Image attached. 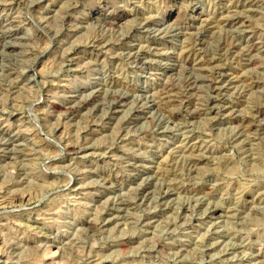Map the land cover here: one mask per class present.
I'll return each mask as SVG.
<instances>
[{
	"label": "rangeland",
	"instance_id": "rangeland-1",
	"mask_svg": "<svg viewBox=\"0 0 264 264\" xmlns=\"http://www.w3.org/2000/svg\"><path fill=\"white\" fill-rule=\"evenodd\" d=\"M21 2L0 0V229L6 228L9 219L15 222L16 228L25 225L31 229L42 227L41 221L37 219L38 213L25 210L5 216L2 214L3 209L9 199L14 205L28 203L37 192L43 194L66 184L62 170L72 163V157L78 150L75 162L79 172L70 186L64 188V194L81 205L93 208L95 226L102 225L101 231L106 237L110 236L103 246L99 239L94 240L91 249H83L81 255L99 256L97 264H160L158 254L165 255L169 250L175 251L178 256L184 255L185 250L182 248L166 247L165 238L173 232L180 235L182 229H190L192 225L199 226L200 221L213 215V212L200 202L208 193L207 186L200 185L199 188L204 191L198 189L195 196L191 192L179 190L176 186L180 177L175 170H187L192 166L207 171L213 153L205 150L200 133L180 136L171 129L164 131L159 128L152 132V109L170 104L172 118L177 125L183 122L184 110L172 98L177 89H171L173 94L171 92L168 95L170 99L166 96L170 90L165 85L170 84L172 75H167L168 80L165 78L161 83L158 79L152 80V74L162 71L167 62L176 59L179 52L188 67L196 64L202 69L204 78L198 83L211 84L213 89L214 99L211 101L204 102L203 96L197 95L195 87L190 99H184V107L190 106V115L187 116L189 123L199 122L201 127H207L208 131L202 133L205 138L218 134L226 136L227 130L235 135L246 131L253 142L252 146L264 152V144L256 143V138L264 134V126L253 123L254 120L264 121V95L257 92L260 81L254 79L264 73V68L258 61L250 64L245 61L249 46L256 40L252 34L256 29L243 31V39L237 37L228 40L226 46L222 45L225 55L209 59L197 54L199 41L195 45L188 42L187 47L173 48L171 44L149 38L146 33L136 35L135 22L130 17V34L119 43L114 37L105 35L101 38L94 31L78 24H72L69 28L72 16L61 12L59 6L63 4L67 13L75 12L76 9L72 7L74 0H42L47 7L44 14L55 17L53 32L58 34L51 41L43 32H34L32 38L27 39L23 32ZM228 2L222 0V3ZM5 3L9 6L7 12L4 11ZM34 7L42 10L41 3ZM77 7L84 9L90 16L99 15L103 10L94 2L88 3L87 7L80 3ZM104 7H107L106 0ZM234 11L243 12V8H234ZM202 19L206 21L208 18ZM217 19L228 20L229 26L236 20H239L237 27L243 24L242 18L232 17L226 8L222 13L218 12ZM25 48L29 49L27 56L23 55L22 50ZM251 51L255 54L256 50L253 48ZM137 52L139 59L132 56L136 61L134 65H121L122 56ZM36 53H39L36 63L41 70V77H47L40 93L44 96L41 104L47 103L46 94L49 90L59 97L52 103V111L56 115L49 117V120L57 125L55 136L68 137V154L65 156L57 155L55 145L48 141L36 143L30 139L36 133L21 119L23 112L19 109L25 98L31 100L36 97L33 86L22 87L15 101L9 89V106H5L4 78L8 76L5 66L12 59H29ZM60 60L63 61V70L56 76L47 75L56 70L57 61ZM8 78L13 86L17 83L23 85L22 78L19 81L14 75ZM142 88L148 91H141ZM121 90L124 94L116 97L115 103H105V92L111 99L112 91ZM230 91L239 97L236 103L223 95ZM149 92L156 100L155 105L141 106L136 102L137 95L145 96ZM12 103L17 105L18 110L15 112L11 110ZM205 112L213 118L211 123L205 119ZM237 112L244 114L237 115ZM69 120L73 125H79V129L73 127L66 130ZM141 125L148 133L143 137L134 131ZM73 136L77 140L76 144L71 143ZM14 145L18 146L15 151ZM137 152L146 153L150 159L137 155ZM25 156L31 157L26 163L35 169L47 159L52 171L45 174L43 180L34 179L31 184L21 182V170L17 162L24 160ZM230 157L238 158L234 150H218L214 160L216 170L224 171ZM227 166L233 168L231 164ZM9 174L16 179L7 182ZM184 199L190 200L191 206L183 203ZM148 206H151L150 209L145 211ZM39 207L45 209L47 204H40ZM216 212L218 215L219 209ZM90 224L93 221L88 219L82 221L80 227L90 233ZM214 230L215 223L210 224L199 239L200 243H211L205 254L211 253L213 264H264V248L250 243L241 252L238 243L240 237H236L235 241L222 235L213 239L210 234ZM260 231L254 224L249 239L256 241ZM52 235L54 232L48 230L47 235L39 236L41 245L47 247L43 248L38 264H72L70 259L61 260V250L52 241ZM233 244L236 246L233 247ZM28 246L31 247V244ZM194 247L187 249L193 256L197 255L192 250ZM77 264H83V261ZM184 264L194 262L186 260Z\"/></svg>",
	"mask_w": 264,
	"mask_h": 264
},
{
	"label": "clouds",
	"instance_id": "clouds-1",
	"mask_svg": "<svg viewBox=\"0 0 264 264\" xmlns=\"http://www.w3.org/2000/svg\"><path fill=\"white\" fill-rule=\"evenodd\" d=\"M93 2L103 9L99 15L90 16L84 9L77 7L80 3L87 7L88 3ZM37 3H41L42 10L34 7ZM106 3L107 7H104V0H74L72 7L76 11L72 13H67L63 4L59 7L61 12L72 16L68 25L69 28L72 24H78L84 29L94 31L101 38L105 35L114 37L115 41L119 43L125 39L126 35L130 34L131 30L128 26V17H130L135 22L136 35L140 36L146 33L149 38L171 44L173 48L187 47L188 42L195 45L199 41L200 47L196 48L197 54H203L209 59L217 55H225V48L222 45L226 46L228 40L237 37L243 39L241 36L243 31L256 29L252 33L256 40L249 46L245 61L249 64L252 61H258L261 68H264V0H229L228 3H222V0H106ZM8 8V4L5 3L4 11L7 12ZM20 8L23 15V32L27 39H31L34 32H43L49 41L55 39V35L58 34L53 32L55 17L51 14H44L47 7L43 5L42 0H22ZM225 8L232 17L242 18L243 24L237 27L239 20H236L229 26L228 20L217 19L218 12L222 13ZM234 8H243V12L234 11ZM56 14L59 15V13ZM203 17L208 19L205 21L202 19ZM253 48L256 50L255 54L251 51ZM22 51L23 55L27 56L29 49L25 48ZM133 55L139 59V52L126 54L121 57V65H134L136 61L132 59ZM38 56L39 53H36L29 59L23 57L12 59L11 63L5 66V71L8 73V76L4 78L5 106H9L7 102L9 89H11V95L15 101L22 87L33 86L36 89V97L31 100L25 98L19 109L23 112L21 119H24L32 131L36 133L30 139L36 143L48 141L49 144L55 145L57 155L65 156L68 154V137L55 136L54 132L57 125L52 124L49 120V117L56 115L52 111V103L57 101L59 97L55 92L49 90L46 94L47 103L41 104L44 96L40 93L44 89V80L47 77H41V70L36 63ZM62 70L63 61L60 60L57 61L56 70L47 75L56 76ZM120 74L123 75L122 72ZM169 74L173 78L170 84H166L165 87H168L169 90L177 89L173 98L184 109L182 113L183 122L179 125L176 124L172 118L173 109L170 104L163 108L156 107L151 110L154 122L152 132L159 128L164 131L171 129L180 136L201 134L200 139L204 140L205 150H211L213 153L212 159L208 162L209 168L207 171H201L189 166L187 170L184 168L175 170L176 175L180 177V182L176 188L191 192L195 196L198 189L201 192L204 191L199 186L206 185L208 193L200 202L205 208L211 209L213 213L219 209V214L209 215L207 219H202L199 226L192 225L190 229H182L180 235L173 232L169 237H166L164 240L166 247L169 249L183 248L185 254L178 256L175 251L171 250L167 251L165 255L158 254L160 264H184L186 260L193 261L194 264H213L214 258L211 253L205 254V250L211 247V243L199 242L202 233H205L208 226L213 223H215V230L210 234L213 239L218 235L227 237L232 241H235L236 237H240L238 243L241 252L250 243L264 248V239H261L264 238V223H261L264 220V152H261L259 147L254 148L252 146L253 142L247 136L246 131H240L238 135H235L227 130L228 135L226 136L218 134L211 138H205L202 133L208 131V128L201 127L199 122L189 123L187 116L190 115V106L184 107L183 100L190 99L191 91L195 87L197 95L203 96L204 102L211 101L214 99L211 84L200 85L198 82L204 78L202 69L196 64L188 67L187 61L181 58L179 52L176 54V59L167 62L162 71L152 74V80L158 79L163 83ZM13 75L18 81L22 78L23 85L17 83L13 86L8 78ZM215 78L212 77L211 79ZM254 79L260 81L257 85V92L264 95V73L255 76ZM141 91L147 92L148 90L142 88ZM122 94H124L123 90L112 91V98L109 99L107 92H105V103H115L116 97ZM223 95L232 100L233 103L239 99L236 93L231 91ZM135 99L141 106L156 104V100L150 92L145 96L137 95ZM11 110L13 112L18 110L16 103L11 104ZM236 114L243 115L244 113L237 112ZM204 115L205 119L211 123L213 118L207 112ZM253 123L264 126V121L261 120H254ZM73 127L79 129V125H73L69 120L66 130ZM134 131L141 137L148 134L143 125ZM71 143H77L75 136L72 137ZM256 143L257 145L264 144V134L256 138ZM17 147L14 145L13 151ZM218 150H228L229 152L234 150L238 157L228 158L222 172L216 170L217 165L214 163L215 153ZM21 151L24 150L21 149ZM78 154L77 150L75 155ZM136 154L150 159L144 152H137ZM75 155L72 157V163L67 164L62 170L66 184L43 194L37 192L35 198H30L28 203L22 202L19 205H14L11 199L7 201L3 215L8 216L10 213L25 210L38 213L37 219L41 221L42 227L31 229L25 225L16 228L15 222L9 219L6 228L0 229V239H2L0 257L4 258L0 260V264H26V262L27 264H38L43 248L47 247V245H41L39 236L47 235L48 230L54 232L51 239L58 244L61 250V260L70 259L72 264H77L79 261H83V264H97L100 260V257L96 255L92 257L81 255V251L91 249L92 242L96 239H99L103 246V242L110 239V236L106 237L101 231L102 225L95 226L96 218L93 214V208L81 205L64 194V188L70 186L74 176L79 172ZM30 159L31 157L25 156L24 160L17 162L21 170L19 178L21 182L31 184L34 179L43 180L45 174L52 171L48 167L47 159L41 162L38 169L32 168L26 163ZM228 164H231L233 168H229ZM15 179L9 174L7 182H12ZM45 203L47 207L41 209L39 205ZM183 203L191 206L192 202L184 199ZM150 207L148 206L144 210L148 211ZM201 211L203 212L204 209ZM88 219L93 221V224L89 225L90 233L80 227L81 222ZM254 224L261 231L257 233V240L251 241L249 237L253 232ZM29 244L31 247L28 246ZM193 245L195 247L192 250L197 253L195 256L187 252V249ZM235 246L233 244V247Z\"/></svg>",
	"mask_w": 264,
	"mask_h": 264
},
{
	"label": "bare ground",
	"instance_id": "bare-ground-1",
	"mask_svg": "<svg viewBox=\"0 0 264 264\" xmlns=\"http://www.w3.org/2000/svg\"><path fill=\"white\" fill-rule=\"evenodd\" d=\"M233 19V18H232ZM204 20V19H203ZM8 46V45H7ZM209 77V76H208ZM167 79V78H166ZM168 80V79H167ZM228 81V80H227ZM211 82V81H210ZM214 85V84H213ZM225 85V84H224ZM248 88V87H247ZM214 89H215V87H214ZM196 91V90H195ZM172 92V94H173V90H170V91H168L167 93H166V96L168 97V99H170L169 98V96L168 95H171L170 93ZM165 98V97H164ZM173 98V97H172ZM171 98V99H172ZM202 98V97H201ZM173 100H174V98H173ZM187 100V99H186ZM122 101V100H121ZM168 101V100H167ZM183 101H185V100H183ZM188 101V100H187ZM184 103V102H183ZM240 103V102H239ZM192 111V110H191ZM214 214H216L217 215V212H215V213H213V215ZM36 226V225H35ZM126 244V243H125ZM162 249V248H161ZM183 249V248H182ZM178 250H180L179 248H178ZM185 253V252H184Z\"/></svg>",
	"mask_w": 264,
	"mask_h": 264
}]
</instances>
